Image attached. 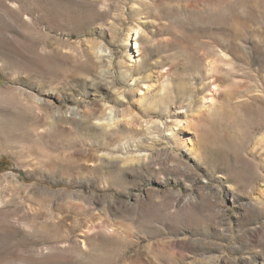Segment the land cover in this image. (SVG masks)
Listing matches in <instances>:
<instances>
[{
  "label": "rangeland",
  "instance_id": "1",
  "mask_svg": "<svg viewBox=\"0 0 264 264\" xmlns=\"http://www.w3.org/2000/svg\"><path fill=\"white\" fill-rule=\"evenodd\" d=\"M0 264H264V0H0Z\"/></svg>",
  "mask_w": 264,
  "mask_h": 264
}]
</instances>
